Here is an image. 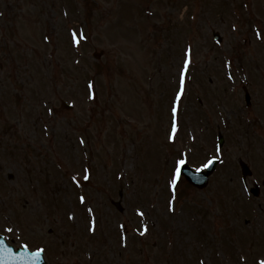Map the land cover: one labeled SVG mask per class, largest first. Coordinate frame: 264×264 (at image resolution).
I'll return each mask as SVG.
<instances>
[{"label": "rangeland", "instance_id": "374dc122", "mask_svg": "<svg viewBox=\"0 0 264 264\" xmlns=\"http://www.w3.org/2000/svg\"><path fill=\"white\" fill-rule=\"evenodd\" d=\"M176 1L173 7L163 6L167 0L161 5L156 4L158 0H0V200L18 209L13 212L15 227L7 222L10 212H2L0 222L22 231L31 248L38 241L48 242L40 245L48 250L49 264H211L216 252L230 249L222 239L216 250L217 238L237 227L238 234H228L233 241L225 239L237 246L239 258L256 264L264 256V182L259 180L264 179V43L257 42L249 30L253 24L264 41V10L260 9L264 0ZM240 4L247 7L240 8ZM235 7L240 19L233 20L230 15ZM143 10L150 16L156 12L161 24L140 28V20L146 17H141ZM97 16L119 17L113 47L102 42L105 30L99 32L92 53L100 54L105 62L115 57L113 48L120 54L115 63L128 76L120 77L123 98L119 94L108 97L101 88L94 97L74 84L72 76L63 72L74 68L69 48L62 59L53 47L50 57L38 52L46 35L61 36L63 27L72 21L77 26L87 23L89 30L97 28ZM167 16L171 24L164 28ZM174 25L178 27L173 29ZM168 27L173 30L166 40ZM212 32L217 33L219 46L213 45ZM189 50L192 68L216 62L210 77L204 75L209 68H202L196 76L200 80L186 84L176 116L177 131L184 138L182 144L190 146L186 159L191 167H201L213 158L219 133L224 139L223 160L204 190L193 189L185 181L179 184L177 199L170 200L175 206L170 208L171 159L181 145L170 138L169 91L178 86V56L181 60L183 53L188 57ZM221 52L231 59L232 83L221 64L217 65L225 60ZM137 60L140 67L135 77L127 70H135ZM94 71L83 61L82 78ZM106 73L114 78L110 67ZM131 77L135 84L129 82ZM132 84L135 88L130 93L126 88ZM243 89L250 95L249 108L244 105ZM171 94L175 101V93ZM132 100L138 104L129 109ZM64 102L72 108H64ZM187 134L195 141L186 140ZM240 160L253 172L246 180L248 187L258 185L259 197H247L241 187ZM34 182H45L44 189L56 193L57 199L42 191L40 198L34 197ZM81 195L85 197L82 206L86 212L91 209L88 216L97 222L94 234L86 232L82 218L86 212L82 214L77 202ZM118 200L121 212L112 206ZM255 205V218L263 221L260 229L251 221ZM69 211L74 214L73 224ZM144 226L148 231L141 235ZM199 230L204 236L197 234ZM76 237L85 238L83 253L73 247ZM58 241L63 244L55 258L51 251ZM246 247L249 250L243 254L241 249Z\"/></svg>", "mask_w": 264, "mask_h": 264}, {"label": "snow or ice", "instance_id": "6c2138e0", "mask_svg": "<svg viewBox=\"0 0 264 264\" xmlns=\"http://www.w3.org/2000/svg\"><path fill=\"white\" fill-rule=\"evenodd\" d=\"M257 35L259 36L260 33L257 32ZM191 63L190 60V50H189V56L186 57L183 60V63L180 67V70L178 72V90L175 94V103L173 107L171 108L172 113V124H171V136L170 138L175 139V133L178 128V122L176 119L177 112H178V102L180 101L181 97L184 95L185 92V81L187 77V71L188 66ZM89 88H92L93 86L91 84L88 85ZM80 143H84V140L81 139ZM214 159H217V157H213L212 159L208 160L206 163L203 164V167H208L211 165ZM188 165V161L185 158V156L181 155L180 158L176 159L174 161L173 167L170 171V179H169V185L172 188L173 192H175L177 183L179 181V178L181 176V170ZM197 171H200V168L197 169ZM85 179H88V176L85 175ZM76 177H73V180H75ZM80 201L83 203L85 201V197L81 195L79 197ZM174 210V209H173ZM91 211V209H89ZM140 216H143L144 213L140 212ZM8 233H12L13 229L11 227H8L5 229ZM94 230V229H93ZM148 228L147 226H144L143 231H141V235H144L147 233ZM20 248L22 251H14L9 244L5 241V239L0 236V261H7L9 257H12L18 261H20V264H36L37 261L41 259V254L44 253L45 249L43 247H37L35 253H32L29 249V244L24 243L20 245ZM200 264H205L204 261H201ZM260 264H264V260L260 261Z\"/></svg>", "mask_w": 264, "mask_h": 264}, {"label": "water", "instance_id": "95a60500", "mask_svg": "<svg viewBox=\"0 0 264 264\" xmlns=\"http://www.w3.org/2000/svg\"><path fill=\"white\" fill-rule=\"evenodd\" d=\"M187 178H188L189 182H191L195 186H203L205 184V181L200 182V180L193 179V178H191L189 176H187ZM13 261H14V258L9 257V262L8 263H12L13 264ZM36 264H41V263L39 261H37Z\"/></svg>", "mask_w": 264, "mask_h": 264}]
</instances>
